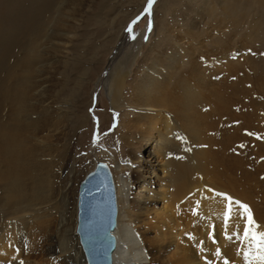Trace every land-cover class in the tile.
<instances>
[{
    "label": "bare ground",
    "instance_id": "bare-ground-1",
    "mask_svg": "<svg viewBox=\"0 0 264 264\" xmlns=\"http://www.w3.org/2000/svg\"><path fill=\"white\" fill-rule=\"evenodd\" d=\"M61 1L7 0L4 15L0 16V165L5 162L9 173L1 189L5 200L11 198L16 204L18 199L24 202V181L31 177L28 189L31 197L26 199L28 206L21 208L26 212L49 208L52 204L49 200L34 201L42 186L41 180L34 178L40 152L29 146L24 135L20 137L22 133L15 131L26 103V91H20L18 86H27L29 75L41 65L40 62L37 65L39 60L34 58L38 56L37 47L47 54L43 65L49 64L50 68L60 56L74 49L70 47L71 33L77 32L78 24L73 23L77 18L73 8L62 6ZM257 2L264 7V0ZM55 9L57 13L53 15ZM60 17L65 19V25L58 26ZM123 44L124 41L119 43L111 59L119 55ZM80 63L78 58H74V66H68L69 61L64 62L61 89L68 85L71 71L77 70L75 64ZM174 69L175 64L152 63L144 70L142 82L134 86L132 103H127L123 95L127 70L121 67L111 75L114 108L128 109L131 114L122 124L125 131L121 135L123 144L131 148L126 152L129 157L119 152L114 158V171L128 174L130 180L117 177L118 221L114 230L117 242L113 264H126L129 261L126 255L130 252L133 264H264V260L259 259L264 255V242L253 239V233L264 232V181L260 184L257 172L249 170L242 142V129L249 122L250 114L220 108L212 112L213 122L208 125L209 112L205 105L207 102L209 108L217 106V97L212 93L202 99L194 89L185 92L188 86L184 77L174 79ZM42 72H35L38 87L47 84L48 78ZM171 79L175 84L169 92L165 88ZM38 87L34 90V99L40 97ZM2 102H5L3 107ZM58 105L59 117L66 114L67 108L64 104ZM133 118L137 119L135 125ZM132 127L136 136L130 132ZM208 127L209 136L205 133ZM60 130L61 126H55L49 132L57 136ZM178 136L184 137L179 145L172 141ZM40 139L38 136L33 140L40 143ZM258 143L261 142L257 141V146ZM124 157L125 160H119ZM99 160H94L92 168ZM17 171L22 174L19 178L17 173L13 175ZM138 183L139 190L129 198L130 210L122 215L125 193H131ZM243 205L248 206L247 211ZM63 206L65 209L64 203ZM71 206L73 224L69 225V232L70 221H65L62 212L54 234L46 242V248L50 249L48 264H86L75 233L76 201ZM249 213L254 222L251 226L247 224ZM134 227L138 228L137 233L147 250V261L141 245L133 238ZM246 227L251 228L247 236ZM66 234L73 235L74 241L65 237ZM2 240L0 264H6L12 250L8 240Z\"/></svg>",
    "mask_w": 264,
    "mask_h": 264
},
{
    "label": "rangeland",
    "instance_id": "rangeland-1",
    "mask_svg": "<svg viewBox=\"0 0 264 264\" xmlns=\"http://www.w3.org/2000/svg\"><path fill=\"white\" fill-rule=\"evenodd\" d=\"M6 1L0 0V16L4 15ZM61 2L66 8L72 7L77 18L73 22L78 24L77 32L75 35L71 33L73 39L70 47L74 49L63 57L60 56L61 59L51 64L50 68L49 64L43 65L47 54L37 47L36 53L42 60L38 56L34 57L39 60L36 64L41 65L33 73L40 74L43 71L41 74L44 73L48 78L47 84L38 87L37 75L31 73L27 86H18L20 91H26V103L20 124L15 128L20 135L22 133L20 137L24 135V140L29 146L39 149L40 152V159L36 160L38 165L34 178L40 179L42 186L38 199L33 200H49L52 205L42 210L27 212L21 209L28 206L26 199L31 197L28 192L32 184L31 177L24 181V202H19L18 199V206L11 198L5 200L1 183L9 173L5 162L0 165V240H8L12 250L11 260L6 261V264H48L50 249L46 248V242L51 234H54L62 212L69 217L64 215L65 221H70L67 225L73 224L71 205L77 198V184L92 168L95 159L107 162L115 186L118 176H121L122 180H128V174L121 175L114 171L116 155L122 152L127 158L129 156L126 152L131 150L121 141V135L125 131L122 124L130 117V110L115 109L111 100V75L121 67L127 70L123 90L127 103L134 102L133 88L142 82L144 70L152 63H169L175 64L174 79L180 78L181 75L184 77L188 86L185 92L194 89L202 99L212 93L217 97V106L211 105L209 108L207 102L205 105V110L209 112L206 118L208 125L213 122L212 112L220 108L233 112L242 110L250 114L249 122L242 129V142L245 143L249 170L257 172L262 184L264 7L257 0H155L150 14L144 13L147 0ZM56 13L55 9L53 15ZM65 24V19L60 17L58 26ZM121 41H124L123 48L117 57L111 59ZM74 58L80 59L81 63L77 64L78 66L75 64L77 70L71 71L68 85L61 89L64 83V77L61 75L64 62L69 61L68 66H74ZM174 79L168 81L166 91H173ZM37 87L41 94L34 99V90ZM58 104H64V108H67L64 111L68 115L58 117ZM1 105L5 106V102ZM132 120L133 125L137 124L136 118ZM55 126H61V130L57 136H52L49 129ZM17 132L15 134H18ZM130 132L135 135L136 130L132 127ZM205 133L209 136V127ZM38 136L41 137L40 143L33 140ZM181 140L184 141V137L172 139L178 145L182 143ZM257 141L261 142L258 146ZM125 157L119 160L123 161ZM116 161L118 163V160ZM16 173L18 178L21 177L20 171L13 172L14 177ZM138 190L139 183L131 193H125L122 215L130 210L129 198ZM64 198L66 200L63 201ZM134 228L133 238L139 246L141 245L145 256L147 250L137 233L138 228ZM67 229L69 232L70 226ZM67 236L69 240L74 241L73 235L66 234L65 237ZM77 255L79 258V254ZM131 257L132 252L126 255L129 261L124 262L133 264ZM145 258L147 261L146 256Z\"/></svg>",
    "mask_w": 264,
    "mask_h": 264
},
{
    "label": "water",
    "instance_id": "water-1",
    "mask_svg": "<svg viewBox=\"0 0 264 264\" xmlns=\"http://www.w3.org/2000/svg\"><path fill=\"white\" fill-rule=\"evenodd\" d=\"M117 215L114 178L109 165L99 160L77 189L75 233L86 264H113Z\"/></svg>",
    "mask_w": 264,
    "mask_h": 264
},
{
    "label": "snow or ice",
    "instance_id": "snow-or-ice-1",
    "mask_svg": "<svg viewBox=\"0 0 264 264\" xmlns=\"http://www.w3.org/2000/svg\"><path fill=\"white\" fill-rule=\"evenodd\" d=\"M154 2H155V0H147V5L144 8V13L145 14H150V9H151V7H152ZM150 23L151 22L149 21V25H150ZM149 30H150V27H149ZM145 39H147V37H145ZM242 207L245 209V211L248 210V206L247 205H243ZM247 224L249 226L254 224L250 213H249L248 218H247ZM250 231H251V228L250 227H246L245 228V236H247ZM253 239L254 240H258L260 242H264V232L253 233ZM259 246H262V245L258 244V247ZM259 259L264 260V255H261L259 257Z\"/></svg>",
    "mask_w": 264,
    "mask_h": 264
}]
</instances>
